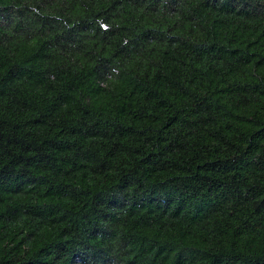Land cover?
Segmentation results:
<instances>
[{
    "label": "trees",
    "instance_id": "obj_1",
    "mask_svg": "<svg viewBox=\"0 0 264 264\" xmlns=\"http://www.w3.org/2000/svg\"><path fill=\"white\" fill-rule=\"evenodd\" d=\"M0 264H264V0H0Z\"/></svg>",
    "mask_w": 264,
    "mask_h": 264
}]
</instances>
